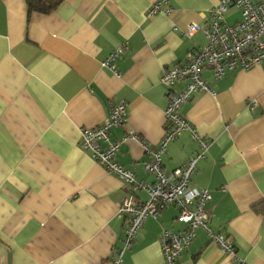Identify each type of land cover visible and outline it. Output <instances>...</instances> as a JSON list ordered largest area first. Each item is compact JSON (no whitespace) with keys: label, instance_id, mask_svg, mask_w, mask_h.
Instances as JSON below:
<instances>
[{"label":"crops","instance_id":"1","mask_svg":"<svg viewBox=\"0 0 264 264\" xmlns=\"http://www.w3.org/2000/svg\"><path fill=\"white\" fill-rule=\"evenodd\" d=\"M159 2L168 13L146 16ZM219 0H60L47 12L25 0H0V264H112L123 245V180L79 144L80 128L100 125L111 107L127 106L115 161L150 183L144 169L168 124L164 70L207 42L203 28ZM227 23L240 19L233 6ZM227 12L225 14H227ZM189 24L198 29L187 35ZM127 49L102 61L119 44ZM201 76L211 91L196 93L181 114L208 143L191 175L192 188L210 193L207 225L230 240L222 250L203 228L181 250L178 264H264V62ZM129 131L137 138H127ZM198 149L187 131L169 141L165 171ZM137 201L148 195L135 193ZM168 205L148 216L122 264H164L163 230L185 227Z\"/></svg>","mask_w":264,"mask_h":264},{"label":"built area","instance_id":"2","mask_svg":"<svg viewBox=\"0 0 264 264\" xmlns=\"http://www.w3.org/2000/svg\"><path fill=\"white\" fill-rule=\"evenodd\" d=\"M232 6L239 8L240 19L230 24L225 21L224 13ZM168 11L169 9H161L159 2H154L147 9L146 16ZM197 29L196 24H189L184 32L190 35ZM203 31L206 44L191 51L184 62L166 68L160 77V81L169 86L181 80L185 82L177 92L169 95L168 105L164 110L167 131L159 147L149 151L150 160L144 164V169L154 175L152 182L136 180L133 172L114 159L121 141L111 140L109 130L124 124L126 120L127 106L123 101L111 107L100 125L80 128V146L107 171L119 176L126 185V194L119 206V211L124 215L123 245L115 251L112 264H122L123 252L130 247L144 220L148 216L156 217L168 205L178 208L176 221L184 223L185 227L175 232L162 231L159 242L164 264H178L181 250L191 242L199 227L211 235L222 250L233 254L237 259L230 240L221 234H213L207 225L206 204L210 193L204 188L196 189L190 185L196 162L204 157L209 143L181 114L180 107L196 93L211 91L209 84L201 76L203 70H210L212 77L218 79L226 70L249 69L264 62V0H219L209 10L208 22ZM127 47L126 42L116 46L102 61V66L114 71L113 62ZM184 131L196 141L198 149L182 166L165 171L161 158L167 143ZM129 137L137 138V135L129 131L124 139ZM139 190L146 192V200H136L135 193Z\"/></svg>","mask_w":264,"mask_h":264},{"label":"trees","instance_id":"3","mask_svg":"<svg viewBox=\"0 0 264 264\" xmlns=\"http://www.w3.org/2000/svg\"><path fill=\"white\" fill-rule=\"evenodd\" d=\"M28 11L47 12L54 9L60 0H25Z\"/></svg>","mask_w":264,"mask_h":264},{"label":"rangeland","instance_id":"4","mask_svg":"<svg viewBox=\"0 0 264 264\" xmlns=\"http://www.w3.org/2000/svg\"><path fill=\"white\" fill-rule=\"evenodd\" d=\"M232 7H233V6H232ZM230 8H231V7H230ZM230 8H229V9H230ZM229 9H228V10H229ZM238 9H239V8H238ZM228 10H226V12H227ZM226 12H225V13H226ZM225 13H224V15H226V16L229 15V12H227V14H225Z\"/></svg>","mask_w":264,"mask_h":264}]
</instances>
